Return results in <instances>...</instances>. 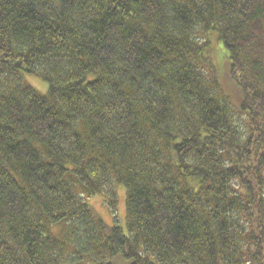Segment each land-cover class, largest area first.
<instances>
[{
  "label": "trees",
  "instance_id": "trees-1",
  "mask_svg": "<svg viewBox=\"0 0 264 264\" xmlns=\"http://www.w3.org/2000/svg\"><path fill=\"white\" fill-rule=\"evenodd\" d=\"M0 264H264V0H0Z\"/></svg>",
  "mask_w": 264,
  "mask_h": 264
},
{
  "label": "rangeland",
  "instance_id": "rangeland-1",
  "mask_svg": "<svg viewBox=\"0 0 264 264\" xmlns=\"http://www.w3.org/2000/svg\"><path fill=\"white\" fill-rule=\"evenodd\" d=\"M211 55L215 57L216 60L221 59L218 55V51L213 50ZM39 85L44 88V84L38 81ZM42 91V90H41ZM118 192V202L115 207V212L112 206L104 201L102 194L95 195L89 199L90 203L95 207L98 214L103 218L106 224L114 225L116 223L124 224L126 218V191L125 187H117ZM88 199V198H87ZM117 221V222H116Z\"/></svg>",
  "mask_w": 264,
  "mask_h": 264
}]
</instances>
